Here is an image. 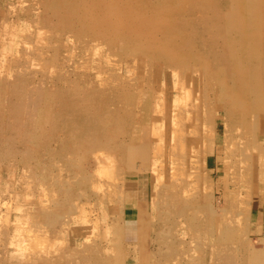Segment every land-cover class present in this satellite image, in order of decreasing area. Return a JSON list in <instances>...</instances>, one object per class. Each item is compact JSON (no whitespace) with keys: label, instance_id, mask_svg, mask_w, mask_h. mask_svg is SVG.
I'll return each instance as SVG.
<instances>
[{"label":"rangeland","instance_id":"1","mask_svg":"<svg viewBox=\"0 0 264 264\" xmlns=\"http://www.w3.org/2000/svg\"><path fill=\"white\" fill-rule=\"evenodd\" d=\"M262 5L0 0V264H264Z\"/></svg>","mask_w":264,"mask_h":264},{"label":"bare ground","instance_id":"2","mask_svg":"<svg viewBox=\"0 0 264 264\" xmlns=\"http://www.w3.org/2000/svg\"><path fill=\"white\" fill-rule=\"evenodd\" d=\"M228 2V1H227ZM256 5V4H255ZM263 6V5H262ZM261 7V6H260ZM264 7V6H263ZM261 10V9H260ZM186 11V10H185ZM223 17V16H222ZM174 19V18H173ZM186 19H188V18H186ZM262 20V19H261ZM173 24V23H172ZM219 26V25H218ZM172 27V26H171ZM207 29H209V28H207ZM262 29V28H261ZM224 30V29H223ZM261 32V31H260ZM261 34V33H260ZM224 35V34H223ZM222 35V36H223ZM180 37V36H179ZM219 37V36H218ZM262 37V36H261ZM223 38V37H222ZM222 43V42H221ZM220 45V44H219ZM187 50V49H186ZM221 50V49H220ZM259 50V49H258ZM262 50L264 51V44H263V46H262ZM127 56V55H126ZM230 61V60H229ZM243 62V61H242ZM151 65V64H150ZM258 65V64H257ZM235 66V65H234ZM252 66V65H251ZM149 67V66H148ZM241 67V66H240ZM242 69V68H241ZM254 70V69H253ZM259 70V69H258ZM247 77V76H246ZM248 79V78H247ZM253 80H254V78H253ZM258 81V80H257ZM260 83V82H259ZM256 90V89H255ZM261 90V89H260ZM259 91V90H258ZM243 97V96H242ZM259 97H260V95H259ZM181 104V103H180ZM183 104V103H182ZM180 110V109H179ZM92 147V146H91ZM94 149V148H93ZM5 220V219H4ZM23 246H24V244H22ZM21 245V246H22ZM17 246V245H16ZM18 247V246H17ZM16 248V247H15ZM25 248V247H24ZM26 249V248H25ZM24 250V249H23ZM28 250V249H27ZM28 253V252H27Z\"/></svg>","mask_w":264,"mask_h":264}]
</instances>
